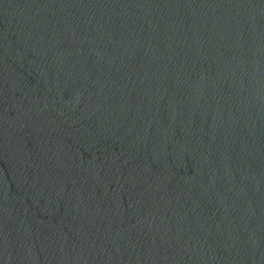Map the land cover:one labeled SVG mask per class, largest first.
Returning <instances> with one entry per match:
<instances>
[{
	"label": "water",
	"instance_id": "1",
	"mask_svg": "<svg viewBox=\"0 0 264 264\" xmlns=\"http://www.w3.org/2000/svg\"><path fill=\"white\" fill-rule=\"evenodd\" d=\"M0 264H264V0H0Z\"/></svg>",
	"mask_w": 264,
	"mask_h": 264
}]
</instances>
